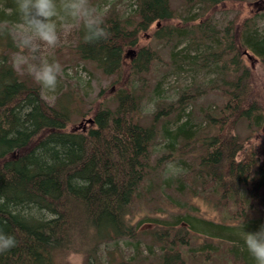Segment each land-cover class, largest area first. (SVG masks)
<instances>
[{
	"label": "trees",
	"instance_id": "1",
	"mask_svg": "<svg viewBox=\"0 0 264 264\" xmlns=\"http://www.w3.org/2000/svg\"><path fill=\"white\" fill-rule=\"evenodd\" d=\"M134 1L136 9L128 17H102L105 39L86 41L80 24L76 53L104 75L116 77L117 88L114 107L101 104L90 112V126L75 129L68 127V101L50 107L39 85L22 80L6 56L2 58L1 52L17 49L9 25L22 23V18L17 0H0V235L14 240L12 247L0 250V264H55L57 257L72 253L84 254L85 264H192L199 258L256 264L243 233L264 225V135L259 142L252 140L256 132H264V29L257 25L264 12L239 26L232 22L221 36L208 18L192 27L174 26L173 0ZM182 1L215 9L245 0ZM190 17L201 18L186 19ZM157 23L161 25L152 33L156 40L190 36L189 46L176 52H187L189 60L179 56L177 62L181 58L195 72L212 68L220 77L209 90L217 86L226 102L202 109L204 134L194 130L199 126L193 113L190 120L179 121L202 94L199 88L183 90L176 101L157 109L151 124L142 123L143 96L134 81L149 71L158 53L141 46L140 37ZM128 49L136 50L130 60ZM246 50L258 56L263 75L244 65ZM169 116H174V128L168 125ZM241 122L252 135L242 138L237 133ZM163 131L167 143L154 157L153 147ZM175 160L183 170L160 178L162 167ZM170 180L184 201L175 202L170 195ZM190 193L218 209L222 221L200 214ZM174 202L179 207L170 212ZM149 205L167 216H144L135 222L134 213ZM145 223L153 226L141 229ZM200 234L205 236L196 246ZM127 242L133 254H117ZM106 244L113 248L103 250Z\"/></svg>",
	"mask_w": 264,
	"mask_h": 264
},
{
	"label": "rangeland",
	"instance_id": "2",
	"mask_svg": "<svg viewBox=\"0 0 264 264\" xmlns=\"http://www.w3.org/2000/svg\"><path fill=\"white\" fill-rule=\"evenodd\" d=\"M90 2L97 7L101 17H105L109 14L128 17L130 14H133L136 9L134 0H90ZM192 5L193 4H184L182 0H173L172 8L176 16L173 18L171 23L174 26L183 25L192 27L199 22H202L203 19L208 18V22L211 24L210 26L214 27L216 33H220L221 36L224 35L225 29L232 22H235L236 26H239L244 19L254 17L256 15L261 16L260 12H264V0H245L242 3L234 4L225 3V5H218L215 9L209 8L208 6L204 7L200 4ZM190 9L191 11L189 12ZM193 15H200L201 18L199 17L195 21H192L191 17L188 20L186 19L188 16ZM62 17L63 16L61 15L56 19L59 40L54 47H49L48 45L41 43L38 51L33 53L18 46L16 37L22 27V23L16 22L15 24L9 26L13 34L12 39L14 41L15 35L18 47L15 51L6 53L1 52V55L4 54L2 57L4 60L6 56L7 64L11 65L13 70L15 69L16 73L22 80L35 82L39 85L41 97L50 107H57L58 105L59 107H62V100L63 102L68 101L69 105L67 104L68 106L66 107L69 109L71 120L68 127L84 129L91 125L87 119H91L90 112H93V109H97V107L101 104L110 107L115 106L114 95L117 88L115 85L116 77L104 75L93 63L82 60L79 57L75 48L80 40V23ZM160 25L161 23H157V25L154 24L150 33H143L140 37L141 46L151 47L158 53L157 59L155 58L156 62L150 66L149 71L136 75L134 81L137 93L140 96H143L141 99L142 123L146 125L151 124L154 114L158 111L157 109L161 106V108H164L168 104L176 101L183 90H190L191 92H194L195 89L199 88L202 94L186 107L183 112V116L179 121L186 119L190 120L192 118L194 123H197L199 126L194 130L200 129L199 135L204 134L207 132V129H205L206 124L202 118V109L210 107V109L213 110L215 107L223 106L226 102L224 94L221 93L217 86H214L213 89L209 90V86L211 84L219 83L220 77L216 76V73L212 71V68H204L203 72H195L190 66L181 63V58L189 60V55L184 51H182L181 54L176 52L186 49L189 46L190 36H185L180 41L174 39L173 37L171 42L170 40H156L152 36V33H154L153 30L160 27ZM257 25L261 31L264 29L263 17L258 18ZM176 42L178 43L174 46ZM209 44L210 43H206V46ZM201 46V52H205L204 48H206V46ZM3 49L4 47H0V51ZM130 51L136 52V50H127L126 57L129 60L134 56L129 55ZM245 52L246 53L242 55L244 65L250 67L259 75H263L258 56L247 50ZM202 55L207 56L208 54L202 53ZM179 56L181 58L179 59V62H177L175 58H178ZM43 61H47L49 63L58 62L61 65L62 71L57 77L55 91H49L43 88L28 71L29 65H39ZM175 65L176 67L177 65H180L182 70H177L173 67ZM157 86H159V88L155 91ZM192 113L193 115L189 118V115ZM169 120L172 121L171 126L168 124L169 127L174 128L172 127L175 120L174 116H169ZM162 125L163 118L161 117L158 121V128L160 131L163 128ZM236 131L242 138L253 134L247 128V124L245 122H241ZM163 134L164 131L159 134V137L153 147L154 157H157L162 153V150L167 143V139L163 137ZM263 135L264 132H256L252 136V140L259 142ZM194 144L195 142H192L189 148H192ZM180 165L182 164L177 160L165 164L160 170V178H166L169 176L170 178L175 177L177 172L183 170ZM172 182L173 181L170 180V195L173 198H176L175 202H178V200L184 201L180 194H176L179 192L174 191V189H176V184ZM196 189L198 192L201 190L200 187ZM187 196L195 206L200 208V214L204 215L208 219L222 221L221 212L214 206H211L203 197L199 195H197L198 197H195L193 193L187 194ZM175 202L174 204H170V212L176 211L174 210V205L179 207V205ZM150 209L151 207L148 210L140 208V212L138 211L134 213V221H139L144 216L157 218L167 216L164 211L160 212L159 209ZM152 226L153 223H145L141 229L151 228ZM203 236L205 235H198L197 242H195L196 246L200 245V242H202V239L204 238ZM145 242H147V238H145V241L143 240V244ZM105 248L111 250L113 247H111L110 244H106L102 246L103 250ZM103 250L101 253L104 255L105 253ZM117 252V254L124 253L126 256L129 254L132 255L133 248L131 247V243L127 242V244H123ZM84 258V254L82 253H72L67 256L57 257V262L55 264H85ZM191 263L223 264V260L215 258L213 262H209L203 261L199 258Z\"/></svg>",
	"mask_w": 264,
	"mask_h": 264
},
{
	"label": "clouds",
	"instance_id": "3",
	"mask_svg": "<svg viewBox=\"0 0 264 264\" xmlns=\"http://www.w3.org/2000/svg\"><path fill=\"white\" fill-rule=\"evenodd\" d=\"M22 27L17 34L18 46L35 53L41 43L54 47L59 40L56 17L79 22L85 30V39L93 42L108 36L103 20L90 0H17ZM29 73L45 89L55 91L57 77L62 71L58 62L29 65ZM244 243L256 264H264V225L254 233H243ZM14 245L12 237L0 235V250Z\"/></svg>",
	"mask_w": 264,
	"mask_h": 264
},
{
	"label": "bare ground",
	"instance_id": "4",
	"mask_svg": "<svg viewBox=\"0 0 264 264\" xmlns=\"http://www.w3.org/2000/svg\"><path fill=\"white\" fill-rule=\"evenodd\" d=\"M135 54H136V52H134V51L129 52V55H135Z\"/></svg>",
	"mask_w": 264,
	"mask_h": 264
},
{
	"label": "water",
	"instance_id": "5",
	"mask_svg": "<svg viewBox=\"0 0 264 264\" xmlns=\"http://www.w3.org/2000/svg\"><path fill=\"white\" fill-rule=\"evenodd\" d=\"M89 121H92L91 119Z\"/></svg>",
	"mask_w": 264,
	"mask_h": 264
}]
</instances>
